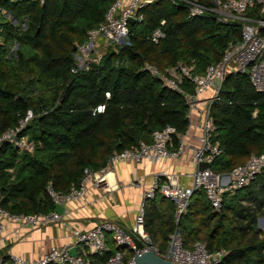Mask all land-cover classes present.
<instances>
[{"label":"trees","instance_id":"trees-1","mask_svg":"<svg viewBox=\"0 0 264 264\" xmlns=\"http://www.w3.org/2000/svg\"><path fill=\"white\" fill-rule=\"evenodd\" d=\"M110 1H1L12 17L26 21L20 30L1 24L13 31L3 40L13 36L16 47L11 53L0 40V133L30 108L23 132L35 141L32 152L19 154L10 143L0 142V203L11 212L52 209L48 185L58 192L77 186L84 167L98 169L111 152L148 141L152 130L165 123L182 132L187 120L183 91L191 92L193 84L184 79L183 91L176 92L144 70V62L161 70L182 62L201 72L239 36L234 22L211 14L187 17L182 4L154 0L141 9L140 20L129 23V44L106 52L86 70L71 72L73 45L102 19ZM161 19L162 35L153 41L150 31ZM260 32L264 35V26ZM100 102L103 110L92 113ZM210 113L212 140L220 147L212 170L227 172L261 150L264 92L255 90L244 73L224 77ZM176 139L173 134V143ZM221 197L220 206L213 208L203 190L194 189L176 222L170 199H147L144 229L158 250L165 249L177 226L184 245L201 240L209 250L223 248V264H264V235L255 225L259 215L264 217V171ZM108 244L105 254H93L94 261L113 250V243Z\"/></svg>","mask_w":264,"mask_h":264},{"label":"built area","instance_id":"built-area-1","mask_svg":"<svg viewBox=\"0 0 264 264\" xmlns=\"http://www.w3.org/2000/svg\"><path fill=\"white\" fill-rule=\"evenodd\" d=\"M1 1L0 15L3 16V12L7 10ZM27 1L42 4L45 0ZM152 1L154 0H111L103 12L102 19L89 27L84 39L74 45V64L70 71L74 73L86 70L98 64L106 52L129 44V17H133L134 21L140 20L141 9ZM168 1L182 4L187 17L211 14L217 20L234 22L239 27V36L229 41L219 58L207 63L201 72H194L192 64L182 62L163 70L152 63L144 62L142 66L144 70L157 76L162 84L176 92L183 91L184 79L193 84L191 92L183 91L187 104L185 129L177 133L171 124L165 123L152 130L148 141L138 140L133 146L111 152L105 164L98 169L92 171L84 167L77 186H71L65 192H58L48 185L47 192L53 203L82 198L88 182L97 187L107 186L105 172L113 164L122 161L140 163L146 160L164 162L179 158L188 149L191 161L195 165L190 174V181L185 182L178 172L160 166L152 172L149 184L145 188L142 186L138 205L127 227L112 219H99L87 228L72 230L75 254L69 252L70 244L59 242L49 244L34 259L5 248L3 244L5 223L12 222L15 227L33 229L58 222L60 214L54 209L26 213L11 212L0 203V264H146L135 262L134 256L150 248L161 257L169 258L173 264H223L221 263V257L225 252L223 248L209 250L201 240L184 245L177 228L168 235L165 249L158 250L144 229V204L156 193L170 199L176 222L185 211L194 189L201 188L211 206L218 208L222 192H233L254 179L257 173L264 171V142L259 152H250L243 162L234 165L227 172H216L210 168L211 161L220 152L218 142L212 140L213 120L210 104L218 98L221 81L228 74L244 73L255 90L264 92V35L260 32V27L264 26V17L261 16V12L264 11V0ZM256 7H259L258 16H253L252 10ZM162 23L163 19L151 29L149 34L151 40L156 41L162 35L160 27ZM214 79H217V84H214ZM203 93L207 95L201 98ZM104 95L107 97L108 92L105 91ZM103 108L104 103L100 102L92 108V113L102 111ZM31 117L32 111L27 108L14 125L3 129L0 133V142H8L19 150L32 151L35 141L23 132ZM173 134L177 135L175 143L172 141ZM190 138L193 140L192 143H189ZM201 161L208 162L209 166L197 169L196 165ZM130 184L141 186L138 180H132ZM107 238L113 243L114 248L105 259L94 261L87 258V253L105 254L109 249ZM136 240L141 242L140 247L136 246Z\"/></svg>","mask_w":264,"mask_h":264},{"label":"crops","instance_id":"crops-1","mask_svg":"<svg viewBox=\"0 0 264 264\" xmlns=\"http://www.w3.org/2000/svg\"><path fill=\"white\" fill-rule=\"evenodd\" d=\"M206 95L203 93L201 98ZM192 142L190 138L189 143ZM160 166L178 172L185 182L190 181V174L195 168L189 149L179 158L164 162L146 160L140 163L122 161L113 164L105 172L106 187H97L88 182L82 198L63 201L59 203L58 209L53 203L52 209L60 214L58 222L33 229L15 227L14 223L6 222L3 240L5 248L34 259L51 243H66L74 247L72 230L87 228L99 219H112L127 227L138 205L142 186L145 188L149 184L152 172ZM132 180H138L141 186L131 185ZM154 198H160V195L156 194ZM107 242H111L109 238ZM93 257V254L87 253V258Z\"/></svg>","mask_w":264,"mask_h":264},{"label":"rangeland","instance_id":"rangeland-1","mask_svg":"<svg viewBox=\"0 0 264 264\" xmlns=\"http://www.w3.org/2000/svg\"><path fill=\"white\" fill-rule=\"evenodd\" d=\"M8 1H13V0H8ZM211 1H213V0H210V2ZM254 9V8H253ZM257 12H258V10L257 9H254V10H252V14H253V16H255L256 14H257ZM261 16L262 17H264V11L263 12H261ZM25 21H26V18L25 17H18V18H14V17H12L11 16V14L10 13H8V12H3V16L1 17V19H0V40L3 42V44L4 45H6V47H7V49L9 50V52H11L12 53V51L14 50V44H15V39L13 38V36L10 38V39H8V40H3V35L5 34V33H7V32H10V34H13V31L12 30H9L8 29V26L9 25H6L7 26V28L5 29V28H3V25H1V24H3V23H5L6 24V22L8 23V24H12L13 26H11V27H16L17 29H23L24 28V23H25ZM22 150H18L17 152H18V154L21 152ZM30 152H32V151H30ZM259 217H260V219H259ZM255 225H256V227H258L259 228V230L261 231V235H264V217L263 216H261V215H259L258 217H257V219H256V223H255Z\"/></svg>","mask_w":264,"mask_h":264},{"label":"water","instance_id":"water-1","mask_svg":"<svg viewBox=\"0 0 264 264\" xmlns=\"http://www.w3.org/2000/svg\"><path fill=\"white\" fill-rule=\"evenodd\" d=\"M134 21L133 17H129V22L132 23ZM13 47H16V43L14 44ZM73 45V49H74ZM214 84H217V79H214ZM209 163L206 161H201L196 165L197 169H203L205 167H208ZM55 208L58 209V206L60 205L59 203H54ZM260 219V217H259ZM177 226H175V229ZM136 246L140 247L141 242L139 240H136ZM69 252L71 254H75V249L73 246L69 247ZM134 261L137 263H146V264H173L169 258H163L160 255L156 254L153 248H150L146 251H143L141 253H138L134 256Z\"/></svg>","mask_w":264,"mask_h":264}]
</instances>
